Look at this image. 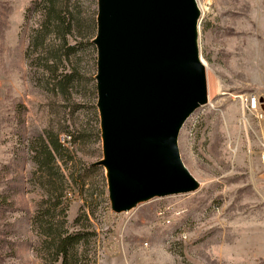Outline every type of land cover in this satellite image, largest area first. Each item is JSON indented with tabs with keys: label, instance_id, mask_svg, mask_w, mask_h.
<instances>
[{
	"label": "rangeland",
	"instance_id": "obj_1",
	"mask_svg": "<svg viewBox=\"0 0 264 264\" xmlns=\"http://www.w3.org/2000/svg\"><path fill=\"white\" fill-rule=\"evenodd\" d=\"M195 2L207 101L182 124L177 149L198 188L115 214L102 169L70 184L101 159L86 45L94 0L69 2L80 42L72 53L39 27L45 0H0V264H59L66 235L64 264H264L259 129L235 99L254 94L264 110V0ZM64 58L72 79L62 88L49 71ZM46 134L75 143L64 139L50 162L36 140ZM115 223L120 249L109 256Z\"/></svg>",
	"mask_w": 264,
	"mask_h": 264
},
{
	"label": "water",
	"instance_id": "obj_2",
	"mask_svg": "<svg viewBox=\"0 0 264 264\" xmlns=\"http://www.w3.org/2000/svg\"><path fill=\"white\" fill-rule=\"evenodd\" d=\"M195 0H96L95 90L109 209L195 192L177 136L207 101Z\"/></svg>",
	"mask_w": 264,
	"mask_h": 264
},
{
	"label": "trees",
	"instance_id": "obj_3",
	"mask_svg": "<svg viewBox=\"0 0 264 264\" xmlns=\"http://www.w3.org/2000/svg\"><path fill=\"white\" fill-rule=\"evenodd\" d=\"M69 2L70 0H45L44 7H43V16H42V23L40 22L39 27L44 26L47 27L48 30L54 31L59 37L61 44L69 51V53L76 52L77 48H80V42L77 41L76 37L73 36V27H74V17L72 11L69 9ZM94 10L89 18L90 25L92 27L91 37H89L86 45L91 47V50L94 54L93 61L95 67L96 61V51L95 46L92 44L91 39L95 35V16H96V0H94ZM49 27V28H48ZM62 68H54L50 67V74L51 77L58 81L59 86L63 88L64 84L68 83L72 79V71L69 68V64L67 59H63L61 61ZM95 74V73H94ZM94 76V75H93ZM94 79V77H93ZM93 91L95 94V104H96V90H95V80ZM96 108V107H95ZM98 119V115H97ZM97 124V120L95 119ZM99 131V128H98ZM70 137L72 144L75 143L74 138L67 134ZM38 142V147L41 155H45L47 159L52 162L55 157V154L60 151V146L57 143V139L55 136L51 137L48 134L45 135L44 138L41 136L36 138ZM67 160L63 159L62 163L63 166L66 165ZM98 169H102L97 166H93L92 164L86 165L84 168V174L81 175L80 172L74 173L70 176V184L77 186L79 183L83 184L84 176L89 175L90 173H95ZM82 187V185H81ZM62 246L57 252V257L59 258V264H64L65 256L67 255V247L69 244L74 240V236L66 235L60 237ZM68 245V246H67Z\"/></svg>",
	"mask_w": 264,
	"mask_h": 264
},
{
	"label": "built area",
	"instance_id": "obj_4",
	"mask_svg": "<svg viewBox=\"0 0 264 264\" xmlns=\"http://www.w3.org/2000/svg\"><path fill=\"white\" fill-rule=\"evenodd\" d=\"M235 99H238L241 103L242 120L245 121L247 117H252L257 121L261 145V153L259 159L262 166H264V110L260 98L254 94H247L244 96L235 97ZM208 106L211 107L210 104ZM64 139L68 140L70 138L65 135L60 137L59 144L61 146L64 143ZM118 228L119 224L115 223L112 228L113 237L111 238V242H109L108 245H105L102 248L103 251L109 256L118 253L120 249Z\"/></svg>",
	"mask_w": 264,
	"mask_h": 264
},
{
	"label": "crops",
	"instance_id": "obj_5",
	"mask_svg": "<svg viewBox=\"0 0 264 264\" xmlns=\"http://www.w3.org/2000/svg\"><path fill=\"white\" fill-rule=\"evenodd\" d=\"M260 101H261V99H260ZM261 103H262V101H261Z\"/></svg>",
	"mask_w": 264,
	"mask_h": 264
}]
</instances>
